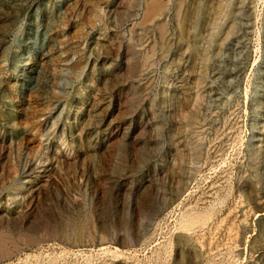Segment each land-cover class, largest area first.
Returning a JSON list of instances; mask_svg holds the SVG:
<instances>
[{"label": "rangeland", "instance_id": "1", "mask_svg": "<svg viewBox=\"0 0 264 264\" xmlns=\"http://www.w3.org/2000/svg\"><path fill=\"white\" fill-rule=\"evenodd\" d=\"M223 1L0 0V264H264V0Z\"/></svg>", "mask_w": 264, "mask_h": 264}, {"label": "bare ground", "instance_id": "2", "mask_svg": "<svg viewBox=\"0 0 264 264\" xmlns=\"http://www.w3.org/2000/svg\"><path fill=\"white\" fill-rule=\"evenodd\" d=\"M159 0H153V2H151L150 3V5H149V8H148V10H147V13L145 14V20H147V22H148V19L150 18V16L153 14V13H156L158 10V8H159V2H158ZM162 1V0H161ZM177 1V0H176ZM211 1V0H210ZM125 2V1H124ZM164 2V1H163ZM182 2V1H181ZM186 2V1H185ZM222 2L223 3H226V2H224L223 0H222ZM169 3V2H168ZM213 3V2H212ZM215 3V2H214ZM128 4V3H127ZM148 4V3H147ZM160 4H162L161 2H160ZM220 4V3H219ZM146 5V4H145ZM171 5V4H170ZM181 5V4H180ZM224 5V4H223ZM227 5V4H226ZM148 6V5H147ZM182 6H183V4H182ZM185 6V5H184ZM225 6V5H224ZM162 7H163V4H162ZM182 8V7H181ZM180 8V9H181ZM193 8V7H192ZM220 8V7H219ZM225 8V7H224ZM164 9V8H163ZM218 9V8H217ZM228 9V8H227ZM131 10V9H130ZM165 10V9H164ZM178 10H179V8H178ZM182 10V9H181ZM144 11H146V10H144ZM156 11V12H155ZM160 11V10H159ZM199 11V10H198ZM162 12H163V10H162ZM216 12H219V11H216ZM215 12V13H216ZM178 13H180V12H178ZM222 13V12H221ZM175 15H176V13H175ZM190 15H191V13H190ZM199 15V14H198ZM217 15V14H216ZM142 16H143V13H142ZM155 16H157L156 18H158V16H160V15H155ZM154 16V17H155ZM0 17H1V15H0ZM153 17V16H152ZM191 17V16H190ZM189 17V18H190ZM223 17V16H222ZM194 18V17H193ZM151 19V18H150ZM178 19H179V17H178ZM185 17L183 18V23H184V25L186 24V22H185ZM191 19V18H190ZM176 20V19H175ZM216 20V19H215ZM215 20H214V22H215ZM222 20V19H221ZM152 21V20H151ZM190 21V20H189ZM217 21H218V19H217ZM217 21H216V23H217ZM147 22H146V24H147ZM170 22V21H169ZM176 22H178V20L176 21ZM143 23V22H142ZM150 23V22H149ZM173 23V22H172ZM215 23V25H217L218 26V24H216ZM2 24V23H1ZM144 24V23H143ZM176 24V23H175ZM180 24V23H179ZM3 25V24H2ZM1 25V26H2ZM139 25H140V23H139ZM158 25V24H157ZM181 25V24H180ZM180 25H179V27H180ZM190 25V24H189ZM146 25H144V27H145ZM174 26V25H173ZM172 26V27H173ZM217 26H214L213 25V27H216L217 28ZM143 27V28H144ZM148 27H149V25H148ZM159 27H160V24H159ZM159 27H157V28H159ZM164 26L162 25V28H163ZM171 27V28H172ZM179 27H177V28H179ZM188 27V26H187ZM213 27H212V29H213ZM141 28V27H140ZM186 28V27H185ZM216 28H215V30H216ZM1 30H2V28H0ZM142 29V28H141ZM162 30V29H161ZM160 30V31H161ZM165 29L163 28V30L162 31H164ZM187 29H185V31H186ZM190 30H191V28H190ZM193 30V29H192ZM139 31V30H138ZM172 31V30H171ZM165 32V31H164ZM190 32H192V31H190ZM225 32V31H224ZM161 33V32H160ZM144 34V33H143ZM184 34H187V33H184ZM189 34V33H188ZM161 34H159V36H160ZM211 35H212V33H211ZM193 36H194V34H193ZM199 36H200V34H199ZM183 38V37H182ZM181 38V39H182ZM185 38V37H184ZM194 38V37H193ZM192 38V39H193ZM186 39H187V37H186ZM190 39V38H189ZM147 40V39H146ZM161 40V39H160ZM185 40V39H184ZM195 40V39H194ZM140 41V40H139ZM183 41V40H182ZM186 41V40H185ZM209 41V40H208ZM153 42V41H152ZM192 42V41H191ZM170 43V42H169ZM183 43V42H182ZM193 43V42H192ZM194 44V43H193ZM196 44V43H195ZM191 45V44H190ZM198 45V44H197ZM167 46V45H166ZM193 46V45H192ZM159 47V46H158ZM188 47H189V45H188ZM150 49V48H149ZM159 50H161V49H159ZM168 50V49H167ZM164 51V50H163ZM118 56V55H117ZM154 56V55H153ZM145 57V56H144ZM1 58V57H0ZM140 65V64H139ZM18 67V65L17 66H15V68H17ZM134 68V67H133ZM90 107V106H89ZM97 113V112H96ZM64 126V125H63ZM62 126V127H63ZM3 139V138H2ZM1 151V150H0ZM175 158V157H174ZM184 159H185V157H184ZM181 160V159H180ZM179 160V161H180ZM176 163V162H175ZM167 169V168H166ZM183 172V171H182ZM166 173V172H165ZM173 178V177H172ZM181 184V183H180ZM164 185V184H163ZM169 186V185H168ZM180 187H181V185H180ZM238 190V189H237ZM180 191V190H179ZM182 193V192H181ZM204 194V193H203ZM240 194V193H239ZM200 196V195H199ZM167 197V196H166ZM164 198V197H163ZM169 198V197H168ZM176 199V198H175ZM195 201V200H194ZM200 202V201H199ZM202 203V202H201ZM193 205V204H192ZM189 206V205H188ZM197 206V205H196ZM19 208V207H18ZM197 208V207H196ZM216 210L217 211H219V209H212L210 212H211V214L212 215H214L215 214V212H216ZM210 212H209V214H210ZM208 215V214H207ZM85 218V217H84ZM207 218H208V216H206V217H204L203 215H200L199 213H196L195 215H193V216H191L190 217V219L186 222V223H184V224H182V227L183 228H185V229H187V227H190L191 225H200V224H203V223H205L206 222V220H207ZM12 219V218H11ZM90 219V218H89ZM0 221H2V220H0ZM82 222V221H81ZM1 223V222H0ZM82 224V223H81ZM1 225V224H0ZM8 225H10V224H8ZM85 225V224H84ZM87 226V225H86ZM10 227V226H9ZM41 228V227H40ZM45 228H46V226H45ZM45 228H44V230H45ZM82 228H84V227H82ZM81 228V229H82ZM196 228V227H195ZM200 228V227H199ZM74 229V228H73ZM189 229V228H188ZM191 229H193L192 227H191ZM50 230V229H49ZM55 230H57V229H55ZM74 230H76V229H74ZM198 230V229H197ZM70 231H72V230H70ZM84 231V230H83ZM82 232V231H81ZM29 233V232H28ZM41 233V232H40ZM54 233V232H53ZM66 233V232H65ZM9 234V233H8ZM8 234H6V235H8ZM42 234V233H41ZM58 234V233H57ZM6 235L5 234H3V233H1L0 232V259H2V258H4V257H6V256H9L10 254H11V251L10 250H8V249H6V247H5V244H6V242H10L11 244H12V248H13V246H14V248H16L17 247V243H16V241L15 240H13V239H8L7 237H6ZM13 235V234H12ZM49 235V234H48ZM55 235V234H54ZM53 235V236H54ZM64 234H62V233H59V235L58 236H63ZM66 235V234H65ZM73 235V234H72ZM56 236V235H55ZM54 236V237H55ZM84 236V235H83ZM23 237V236H22ZM39 237V236H38ZM38 237H36V236H33V235H27L26 237H24L23 239H21L22 241H23V243H24V245H26V246H31V245H33V244H38L39 242H41V241H43V238H38ZM40 237H41V235H40ZM103 237V236H102ZM10 238V237H9ZM20 238V237H19ZM45 238V237H44ZM53 238V237H52ZM66 238V237H65ZM132 238V237H131ZM15 239H17V238H15ZM66 239H68V237L66 238ZM101 239H104V238H101ZM47 240V239H46ZM58 240H60V239H58ZM62 240V239H61ZM78 241H79V239H77ZM132 240V239H131ZM135 240V239H134ZM68 241H70V237H69V240ZM187 241V240H186ZM200 241V240H199ZM44 242V241H43ZM60 242V241H59ZM133 242V241H132ZM54 243V242H53ZM70 243V242H69ZM186 244H188V241L187 242H185ZM128 244V243H127ZM111 246V245H110ZM114 246V245H113ZM20 247H21V245H20ZM130 247V246H129ZM129 247H123V248H119V247H116V246H114V249L115 250H117V251H130V249H129ZM135 246H133V248H134ZM19 248V247H18ZM22 248V247H21ZM102 248H104V246H102ZM106 248V247H105ZM114 249H113V252H114ZM131 249H132V247H131ZM110 250H112V249H110ZM76 251V250H75ZM78 251H79V249H78ZM104 251V250H103ZM107 252V251H106ZM115 253H118V252H115ZM187 253V252H186ZM119 255V254H118ZM113 256V255H112ZM188 258H190L189 256H188ZM187 259V258H186ZM191 259V258H190ZM189 259V260H190ZM191 262V261H190ZM136 264V263H135Z\"/></svg>", "mask_w": 264, "mask_h": 264}, {"label": "water", "instance_id": "3", "mask_svg": "<svg viewBox=\"0 0 264 264\" xmlns=\"http://www.w3.org/2000/svg\"><path fill=\"white\" fill-rule=\"evenodd\" d=\"M137 241H138V238L134 241V242H132L130 245H127V244H124L123 246H135V244L137 243Z\"/></svg>", "mask_w": 264, "mask_h": 264}]
</instances>
